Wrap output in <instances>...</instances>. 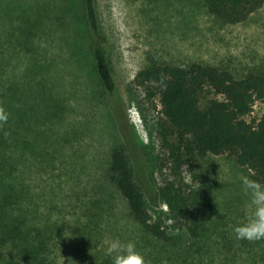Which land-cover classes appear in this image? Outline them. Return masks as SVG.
Segmentation results:
<instances>
[{"label": "rangeland", "instance_id": "374dc122", "mask_svg": "<svg viewBox=\"0 0 264 264\" xmlns=\"http://www.w3.org/2000/svg\"><path fill=\"white\" fill-rule=\"evenodd\" d=\"M97 5L114 93L95 74L82 0H0L2 74L24 97L14 102V110L27 114L26 142L16 148L18 172L31 187L40 220L62 229L66 248L59 260L72 264L80 245L105 256V242L118 236L134 240L149 264H263L264 240L237 239L233 231L248 211L240 178H251L234 157L208 155L199 158L194 172L182 171L191 186L204 178L208 185L212 206L205 210L201 240L172 218L159 195L174 179L158 137L160 106L134 78L152 61L212 64L238 77L263 68L264 6L233 25L211 14L205 0H97ZM263 114L259 101L247 120ZM118 146L126 148L149 211L173 242L145 232L112 183L111 153Z\"/></svg>", "mask_w": 264, "mask_h": 264}, {"label": "trees", "instance_id": "16d2710c", "mask_svg": "<svg viewBox=\"0 0 264 264\" xmlns=\"http://www.w3.org/2000/svg\"><path fill=\"white\" fill-rule=\"evenodd\" d=\"M205 2L211 14L233 25L246 22L264 6V0ZM82 7L93 40L95 74L101 86L114 93L116 82L97 0H82ZM2 69L0 65V105L8 111L9 118L0 122V264H65L58 258L66 248L61 245L65 239L62 229L40 220L42 215L31 187L21 182V157L16 148L26 142L23 129L27 114L14 110V102H22L24 97L15 84L4 80ZM134 84L149 101L160 106L158 137L174 179L159 190V195L178 226L192 239L201 240L207 229L205 210L212 206L208 185L204 178L197 187L191 186L182 171L189 168L194 172L199 158L228 155L248 168L251 178L264 181V114L247 120L255 104L264 101V67L238 77L212 64L152 61L137 72ZM110 179L145 232L161 242H173L164 224L153 219L124 146L111 153ZM80 227L86 236L88 227ZM87 247L75 249L72 264H112L109 256L94 255Z\"/></svg>", "mask_w": 264, "mask_h": 264}, {"label": "clouds", "instance_id": "9594fccd", "mask_svg": "<svg viewBox=\"0 0 264 264\" xmlns=\"http://www.w3.org/2000/svg\"><path fill=\"white\" fill-rule=\"evenodd\" d=\"M8 118V111L0 105V122H6ZM240 179L242 193L247 197L248 211L244 221L235 225L233 231L237 239L264 240V181L249 176H241ZM105 243V253L111 258L112 264H149L134 240L117 236Z\"/></svg>", "mask_w": 264, "mask_h": 264}]
</instances>
